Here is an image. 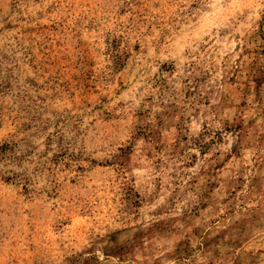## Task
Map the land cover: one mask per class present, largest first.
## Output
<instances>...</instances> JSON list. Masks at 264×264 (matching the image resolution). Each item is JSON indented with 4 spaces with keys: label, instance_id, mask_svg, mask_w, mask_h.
Segmentation results:
<instances>
[{
    "label": "rangeland",
    "instance_id": "374dc122",
    "mask_svg": "<svg viewBox=\"0 0 264 264\" xmlns=\"http://www.w3.org/2000/svg\"><path fill=\"white\" fill-rule=\"evenodd\" d=\"M0 264H264V0H0Z\"/></svg>",
    "mask_w": 264,
    "mask_h": 264
}]
</instances>
